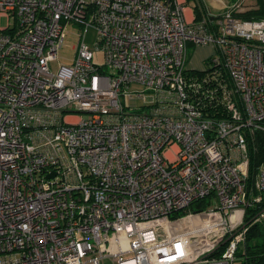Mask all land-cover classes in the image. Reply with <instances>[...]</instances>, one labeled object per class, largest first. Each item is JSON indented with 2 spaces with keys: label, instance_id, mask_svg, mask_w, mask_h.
Masks as SVG:
<instances>
[{
  "label": "built area",
  "instance_id": "built-area-1",
  "mask_svg": "<svg viewBox=\"0 0 264 264\" xmlns=\"http://www.w3.org/2000/svg\"><path fill=\"white\" fill-rule=\"evenodd\" d=\"M243 9L188 21L180 0H0V264L235 260L247 209L264 221V163L247 188L264 17ZM69 22L75 55L54 70ZM189 45L210 48L206 65Z\"/></svg>",
  "mask_w": 264,
  "mask_h": 264
},
{
  "label": "trees",
  "instance_id": "trees-1",
  "mask_svg": "<svg viewBox=\"0 0 264 264\" xmlns=\"http://www.w3.org/2000/svg\"><path fill=\"white\" fill-rule=\"evenodd\" d=\"M195 19H201L207 16V11L202 0H194ZM236 15L246 19H256L264 17V2L256 0L253 7H244ZM191 46V45H190ZM249 151V176L247 180V188L249 195L255 194L254 181L257 167L264 163V131L257 130L248 136ZM208 197L197 199L189 204L186 209L201 210L209 205ZM254 209H247L244 222L249 225L245 234L244 242L238 247L235 256L240 258L242 264H264V221L250 224L248 222ZM185 211L180 210L178 213ZM227 242L222 241L220 245L211 252L208 257L220 256L225 249ZM205 264V263H197Z\"/></svg>",
  "mask_w": 264,
  "mask_h": 264
},
{
  "label": "rangeland",
  "instance_id": "rangeland-1",
  "mask_svg": "<svg viewBox=\"0 0 264 264\" xmlns=\"http://www.w3.org/2000/svg\"><path fill=\"white\" fill-rule=\"evenodd\" d=\"M217 1L219 3L223 2L224 4H226V6H228V5H232L233 3H235L236 1H239V0H217ZM240 1H241V4L243 7H248L252 3H256V0H240ZM211 10L213 13H220L221 12V11L217 12V10L214 11L213 9H211ZM0 24L1 25L6 24V18L5 17H1ZM77 28L78 27L75 24H72L70 22L65 25V30L67 32V36L65 38L64 44L62 45V47L57 52V56H56L55 60L50 62V67L52 69L55 70L60 64H69L71 62V60L73 59V57L75 55V46L77 43V39H76V35H75V31ZM84 40L93 50V61L96 62L97 64H102L103 63V51L101 50V48L96 46V30L94 27L88 26L85 28ZM192 52H193V48H191V46L189 45L187 47L188 57L192 56ZM192 60L193 59L191 58V60L189 61L190 66L201 67L200 62H197V61L193 62ZM207 62L208 61L205 60L203 62V64L206 65ZM131 88L132 89H134V88L140 89L141 87L136 83H132ZM135 103L140 104L141 101L136 100ZM100 264H116V263L111 259V257L107 256V257L102 259ZM231 264H242V261L240 258L236 257L235 260Z\"/></svg>",
  "mask_w": 264,
  "mask_h": 264
},
{
  "label": "crops",
  "instance_id": "crops-1",
  "mask_svg": "<svg viewBox=\"0 0 264 264\" xmlns=\"http://www.w3.org/2000/svg\"><path fill=\"white\" fill-rule=\"evenodd\" d=\"M184 5V14L188 21L197 20L195 19V11H194V0H180ZM202 3L206 9V11H211L213 9L214 11L217 10V12H220L223 10V8L226 6L223 2L219 3L217 0H202ZM255 3H252L249 7H253ZM204 18V17H203ZM191 48H193L192 56L189 57L188 62L193 59L192 61L200 62L201 65L205 61L206 57L210 53V48L207 46H194L191 45ZM197 66V65H196ZM193 67V66H192ZM199 68V67H194Z\"/></svg>",
  "mask_w": 264,
  "mask_h": 264
}]
</instances>
